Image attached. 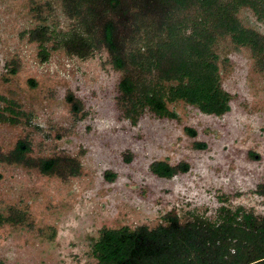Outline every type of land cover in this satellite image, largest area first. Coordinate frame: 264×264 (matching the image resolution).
I'll list each match as a JSON object with an SVG mask.
<instances>
[{"label":"rangeland","instance_id":"374dc122","mask_svg":"<svg viewBox=\"0 0 264 264\" xmlns=\"http://www.w3.org/2000/svg\"><path fill=\"white\" fill-rule=\"evenodd\" d=\"M238 18L264 35V22L250 10ZM72 24L61 0H0V107L15 102L27 117L0 123V151L27 137L33 157L64 152L81 164L79 176L61 181L0 163V212L26 215L24 223L0 226L2 264H96L92 246L102 229H153L169 211L182 221H214L222 206L264 216V199L255 193L264 181V72L251 52L229 37L215 43L221 85L231 96L223 116L178 102L168 105L176 119L145 112L132 125L115 107L120 74L105 52L79 59L53 49L51 40L41 62L38 44L28 41L36 27L63 33ZM67 91L84 105L77 117ZM154 161L189 168L164 179L150 171Z\"/></svg>","mask_w":264,"mask_h":264},{"label":"trees","instance_id":"16d2710c","mask_svg":"<svg viewBox=\"0 0 264 264\" xmlns=\"http://www.w3.org/2000/svg\"><path fill=\"white\" fill-rule=\"evenodd\" d=\"M61 6L73 21L71 29L55 33L46 26L36 27L28 32V41L38 44L41 62L48 60L46 44L51 40L53 49L79 59L105 52L120 74L115 107L132 125L145 112L176 119L168 105L178 102L205 115L226 114L231 96L221 85L214 50L219 38L229 37L234 45L247 48L256 68L264 72V35L243 26L238 18L240 10L248 9L264 22V0H61ZM5 101L0 96V103ZM65 101L75 117L83 113L84 105L73 92H66ZM6 103L0 107V123L16 125L27 118L15 102ZM185 131L195 135L191 128ZM0 163L61 181L81 171L78 159L64 152L33 157L27 137L18 139L8 152L0 151ZM188 168L186 162L150 165V171L164 179ZM255 193L264 199V181ZM163 221L153 229H102L92 246L96 264H264V216L222 206L214 221L199 215L182 221L173 211ZM24 222L25 213L16 208L7 215L0 212V226Z\"/></svg>","mask_w":264,"mask_h":264}]
</instances>
